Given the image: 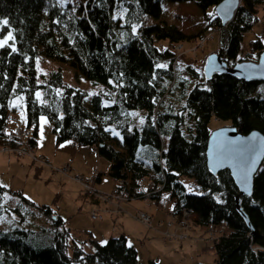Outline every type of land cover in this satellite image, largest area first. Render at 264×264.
<instances>
[{
  "label": "trees",
  "instance_id": "trees-1",
  "mask_svg": "<svg viewBox=\"0 0 264 264\" xmlns=\"http://www.w3.org/2000/svg\"><path fill=\"white\" fill-rule=\"evenodd\" d=\"M171 1L194 3L205 14L208 27L223 29L214 13L206 14L223 0ZM80 2L72 9L57 0H0V35L11 32L14 36L8 42L11 46L0 48V146L14 149L23 144L8 129L7 117L12 101L23 96L30 148L37 146L38 121L45 116L57 145L72 140L96 147L98 156L109 163L107 175L114 187L127 190L131 198L146 197L133 192L148 180L154 188L147 197L155 203L162 197L169 199L173 216L186 209L202 228L225 225L227 231L206 250L214 255L215 264H264V160L253 176L251 195L239 199L247 221L236 209L238 189L229 171L214 176L206 165L213 119L230 123L244 135L257 131L264 137V83H242L231 75L215 74L188 91L183 87L182 106L172 108L165 101L174 84L172 47L193 38L161 20L162 0ZM262 5L264 0H241L224 28L226 40L217 53L228 66L256 62L264 51L259 37L242 50L243 36L258 23L257 8ZM3 20L9 24L4 26ZM148 20L152 23L144 24ZM162 44L166 46L161 49ZM38 55L66 64L94 85H103L106 94L88 98L84 91L68 86L60 70L39 80ZM161 105L164 110L159 109ZM138 111L143 112L140 125L131 119L132 112ZM113 127L121 138L113 135ZM163 136L168 138L165 149ZM101 175L96 174V183ZM181 178L190 180L189 187ZM158 186L161 190L155 191ZM7 193L38 210L50 224L35 231L0 230V264H138V253L126 234L110 237L104 244L92 233L75 241L50 206L3 186L0 216L4 211L20 214L18 208L3 206ZM146 264L160 263L149 260Z\"/></svg>",
  "mask_w": 264,
  "mask_h": 264
},
{
  "label": "rangeland",
  "instance_id": "rangeland-1",
  "mask_svg": "<svg viewBox=\"0 0 264 264\" xmlns=\"http://www.w3.org/2000/svg\"><path fill=\"white\" fill-rule=\"evenodd\" d=\"M57 1L63 7L72 9L81 4L80 0ZM161 6V20L193 38L189 42L172 47L176 59L174 84L172 93L165 101L170 102L172 108H179L183 104L179 97L182 88L186 87L188 91L193 84L205 82V60L210 54H218L217 50L224 46L226 37L224 28L208 27L205 14L192 2L162 0ZM257 10L258 23L243 36L244 51L256 37L264 42V5L259 6ZM212 13L215 14L212 8L207 9V15ZM150 23L152 20L144 21V24ZM6 36L7 34L0 35V39ZM164 46L166 45L162 44L160 48ZM35 68L39 80L42 75L60 70L64 82L70 87L84 91L88 98L106 94L103 85L92 84L66 64L38 55ZM190 71L198 77L193 78ZM103 102L105 103L104 98ZM11 106L8 129L13 130L15 136L20 130L23 134L20 141L23 144L11 150L0 146V186L20 192L36 204L50 206L67 222L71 234L76 238L75 241H82L86 233H92L98 243L104 244L110 237L126 234L128 244L138 253V264H146L149 260L160 264H215L214 255L206 250L212 240L227 231V228H202L193 223V214L173 216L172 203L166 197L157 201L158 204L148 197H118L113 191L115 183L107 175L109 163L98 156L96 147L80 146L72 140L57 145L50 122L45 116L39 118L37 146L33 150L27 144L28 136L25 137L24 97L14 99ZM159 109L164 110L163 105ZM142 115L143 112H132V122L140 125L143 121ZM42 118L47 120L46 124L42 122ZM223 127L231 125L214 119L209 124L211 132ZM111 131L114 136L122 137L114 127ZM162 140V148L165 149L168 138L163 136ZM70 159L73 160L72 163H69ZM67 165L70 171L65 169ZM96 174H102L101 182H95L89 190L75 178L83 176L85 179H91ZM181 181L189 187L190 180L181 178ZM147 184L148 180H144V189ZM3 206L8 209L18 208L20 214L4 211L0 216V230L24 228L35 231L50 224L38 210L23 204L18 196L5 194ZM143 214L149 216V219L142 217ZM85 250L88 251L87 248Z\"/></svg>",
  "mask_w": 264,
  "mask_h": 264
},
{
  "label": "water",
  "instance_id": "water-1",
  "mask_svg": "<svg viewBox=\"0 0 264 264\" xmlns=\"http://www.w3.org/2000/svg\"><path fill=\"white\" fill-rule=\"evenodd\" d=\"M240 0H223L214 8L222 28L232 21ZM215 74L231 75L242 83L258 81L264 83V51L256 62H239L233 66L219 54H210L203 66V76L210 80ZM264 160V137L257 131L244 135L234 126L223 127L211 132L206 147V165L210 173L229 171L238 189L235 206L239 214L247 221L239 204L240 197L250 196L252 179Z\"/></svg>",
  "mask_w": 264,
  "mask_h": 264
},
{
  "label": "built area",
  "instance_id": "built-area-1",
  "mask_svg": "<svg viewBox=\"0 0 264 264\" xmlns=\"http://www.w3.org/2000/svg\"><path fill=\"white\" fill-rule=\"evenodd\" d=\"M17 137L19 138V139H21L22 138V136H23V134L21 133V131L19 130V131H17ZM26 136H28V134H26L25 133V137ZM3 148V147H2ZM4 148H8V149H10L11 150V148H9V147H6V146H4ZM1 150H4V149H1ZM72 159H70L69 160V163H72ZM47 162H48V160H47ZM66 170H68V171H70L69 170V165H67L66 166V168H65ZM78 181H80L82 184H83V186H85L88 190L90 189V187H91V189H92V187H93V185H94V180H93V178H91V179H85L83 176H76L75 177ZM92 185V186H91ZM121 186V185H120ZM154 188V185L153 184H150L149 186H148V188H147V190H145V191H143L142 189H141V187L139 186V187H136L135 189H134V192L133 193H135V194H144L146 197L148 196V194H149V191L150 190H152ZM161 190V186H158L157 188H156V190L155 191H160ZM113 191L117 194V196L118 197H130L131 198V195H130V192H128L127 190H124V189H122V190H120V189H117L116 187L113 189ZM190 214H193V212L192 211H189V210H186V209H184L182 212H181V214L179 215V216H189ZM144 216H142V217H144L145 219H149V216L147 217L145 214H143ZM192 216H194V215H192ZM181 217V218H182ZM169 226H171V225H169ZM223 228H227L225 225H223L222 226ZM221 227V228H222ZM210 229H216L215 227H213V228H210ZM208 232H210V234H212V232H211V230H209ZM216 233V232H215Z\"/></svg>",
  "mask_w": 264,
  "mask_h": 264
},
{
  "label": "snow or ice",
  "instance_id": "snow-or-ice-1",
  "mask_svg": "<svg viewBox=\"0 0 264 264\" xmlns=\"http://www.w3.org/2000/svg\"><path fill=\"white\" fill-rule=\"evenodd\" d=\"M2 24H3L4 26H7V25L9 24V21H8V20H3V21H2ZM10 40H14V36H13V34H12L11 32H9V33L7 34V36H6L4 39H0V48H4L6 45H8V42H9ZM8 46H11V45H8ZM12 50H13V51L16 50L14 46H12ZM37 98H38V99L40 98V93H37ZM14 106H15V105H14ZM22 115H23V113H22ZM42 122L46 124V123H47V120L44 119V118H42Z\"/></svg>",
  "mask_w": 264,
  "mask_h": 264
},
{
  "label": "crops",
  "instance_id": "crops-1",
  "mask_svg": "<svg viewBox=\"0 0 264 264\" xmlns=\"http://www.w3.org/2000/svg\"><path fill=\"white\" fill-rule=\"evenodd\" d=\"M148 185V184H147ZM143 186H141V188H142ZM144 188V187H143ZM159 202V201H158ZM171 202V201H170ZM157 203V202H156ZM158 204V203H157ZM160 209V208H159ZM175 228V227H174Z\"/></svg>",
  "mask_w": 264,
  "mask_h": 264
}]
</instances>
